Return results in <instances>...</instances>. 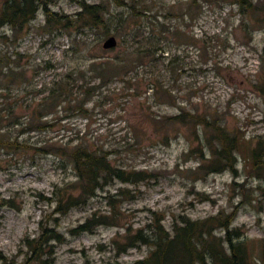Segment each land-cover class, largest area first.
Returning <instances> with one entry per match:
<instances>
[{
	"label": "rangeland",
	"instance_id": "374dc122",
	"mask_svg": "<svg viewBox=\"0 0 264 264\" xmlns=\"http://www.w3.org/2000/svg\"><path fill=\"white\" fill-rule=\"evenodd\" d=\"M85 1L101 8L95 28L60 32L44 23L41 8L19 29L0 27L8 50L0 61V141L19 143L0 142V264L24 261L23 238L36 237L40 223L55 224L60 235L43 250L46 264H127L148 252L142 245L114 255L110 247L122 244L128 227L146 228L156 216L170 229L178 215L201 220L229 212L247 263L262 264L264 164L251 167V149L264 145V98L255 89L264 84V0ZM45 2L59 13L78 9L76 0ZM107 35L115 44L104 48ZM120 63L127 64L113 68ZM57 83L64 92L42 107ZM183 110L218 119L235 135L232 169L211 168L216 136L202 123L173 118ZM38 121L47 124L20 132ZM76 144L106 151L110 164L143 177L114 179L84 204L55 211V202L37 193L78 192L68 156ZM93 211L110 224L70 230ZM210 226L206 239L223 233L216 218Z\"/></svg>",
	"mask_w": 264,
	"mask_h": 264
},
{
	"label": "trees",
	"instance_id": "16d2710c",
	"mask_svg": "<svg viewBox=\"0 0 264 264\" xmlns=\"http://www.w3.org/2000/svg\"><path fill=\"white\" fill-rule=\"evenodd\" d=\"M243 2L244 0H238ZM78 9L74 10L71 14L59 13L51 10L45 0H1L0 1V27L8 25L10 29H19L25 23H27L34 16V12L37 8H41L44 23L46 25H53L54 29H60L58 31H66L72 27L74 31L80 30V28H95L99 24L103 23L101 17V8L97 3H90L85 0H76ZM5 34L0 31V39ZM0 61L6 57L8 52L7 48L0 46ZM127 63H120L113 68L125 66ZM6 65V64H5ZM49 66V65H45ZM9 68L8 66L6 67ZM44 68V66H43ZM99 76L106 74V70L98 69ZM93 89V86L85 88L81 100H79V109L81 104L89 98V94ZM258 95L264 98V84H259L255 88ZM64 89L62 85L57 83L55 87L51 88L47 94L40 99L41 106H46L58 98ZM46 99H48L47 102ZM8 118H12V109L7 111ZM173 118H177L179 121L202 123L205 127H210L217 140V145L212 149L215 162H211V168L216 170L222 166L233 168L234 157L231 153L235 144V135H228V132L216 121H210L204 115H197L195 113H188L186 111H180ZM188 118V119H187ZM15 123V122H11ZM20 124V123H19ZM18 124V125H19ZM46 121H38L37 123H29L19 126L20 132L28 128L43 129L46 126ZM13 125V124H12ZM2 140V139H0ZM1 143H14L19 144L15 139L7 140L3 139ZM258 142L251 149V157L254 167H260L264 164V145ZM41 148V147H36ZM68 156L72 163V168L76 176V187L78 192L74 195L70 192L55 193L51 196H45L41 193H37L40 199H46L48 201L53 200L55 202V211H59L61 208L66 209L73 205H81L86 200L95 194L96 189H102L106 184L116 179L118 181H134L141 179L143 173L140 170H125L118 166L110 164L107 158L106 151H94L85 148L81 144L74 145ZM203 167V166H202ZM208 168V166H204ZM210 168V167H209ZM211 169V170H212ZM231 212L224 216L212 215L205 219L194 220L185 215H178L171 221L170 229L163 227L161 218L152 216L151 221L146 223V228H136L131 230L129 227L125 230L124 241L122 244L117 245L113 241L114 255L116 256L120 252L125 251L128 247H140L147 246L148 252L140 258H137L127 264H248L247 252L245 249V242L242 237L241 231L236 227H229L232 216ZM112 213L111 217H114ZM106 215L95 214V211L86 218L83 222L75 225L71 231H86L90 230L97 224L108 223ZM216 218L217 226L221 227L223 233L214 238L208 240L206 237L210 235V224L212 220ZM56 217L53 218L55 220ZM113 222V221H112ZM55 224L47 226V223H40V231L34 238H23V244L27 250L25 252V259L21 264H29L30 260L38 259L43 264L49 263V259L46 257L40 258L44 253L45 247L49 246V240H59L60 235L55 229ZM148 230V231H147ZM99 249H102L101 245H98ZM260 259L264 264V232L260 242ZM2 256H0V259ZM108 264H120L115 259Z\"/></svg>",
	"mask_w": 264,
	"mask_h": 264
},
{
	"label": "water",
	"instance_id": "95a60500",
	"mask_svg": "<svg viewBox=\"0 0 264 264\" xmlns=\"http://www.w3.org/2000/svg\"><path fill=\"white\" fill-rule=\"evenodd\" d=\"M115 44V37L113 35H107L102 43H101V46L106 48V47H110V46H113Z\"/></svg>",
	"mask_w": 264,
	"mask_h": 264
}]
</instances>
